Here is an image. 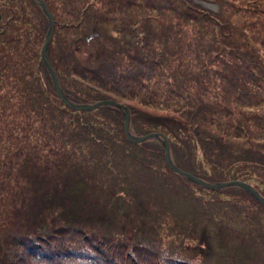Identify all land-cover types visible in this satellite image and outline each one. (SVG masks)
Listing matches in <instances>:
<instances>
[{"label":"rangeland","instance_id":"1","mask_svg":"<svg viewBox=\"0 0 264 264\" xmlns=\"http://www.w3.org/2000/svg\"><path fill=\"white\" fill-rule=\"evenodd\" d=\"M41 1L54 20L46 55L71 102L128 107L137 137L186 127L179 168L264 197V0ZM47 31L36 1L0 0V264H21L16 244L42 220L38 264H264V207L172 174L158 141L129 143L118 110L65 107L41 58ZM137 33L162 43L159 60L125 52ZM192 96L207 100L185 110ZM71 208L81 218H59Z\"/></svg>","mask_w":264,"mask_h":264},{"label":"trees","instance_id":"2","mask_svg":"<svg viewBox=\"0 0 264 264\" xmlns=\"http://www.w3.org/2000/svg\"><path fill=\"white\" fill-rule=\"evenodd\" d=\"M185 2H187V3H189V4H195L193 1H191V0H184ZM196 1V0H195ZM199 7V6H198ZM200 8V7H199ZM202 9V8H201ZM204 10V9H203ZM139 36V37H138ZM141 36V37H140ZM144 37L146 38V40L144 39ZM122 38L123 39H121L120 40V42H122V41H124L125 39H126V36H125V34H124V32H123V35H122ZM132 38H133V40L136 42V45H134L133 47L134 48H131V46H128V45H126V46H123V47H126V49H124L125 50V52L127 51L128 52V54L129 55H137V56H141V55H143L144 56V58L148 61H150V60H154V57L155 58H158V60H159V57L161 58V56L159 55V53H158V49L160 48L159 46H157V44H159V45H162V43H160V42H158V41H150V40H152V38L153 37H151L149 34H148V36H146L144 33H142V34H134L133 36H132ZM141 38V39H140ZM150 41V42H149ZM124 43H126V42H124ZM157 47H158V49H157ZM97 49V48H96ZM94 50V51H96V52H92V50L91 51H89L88 50V48H87V52L89 53V54H93V53H95L96 55H97V50ZM73 51H76V53H78L79 52V49H73ZM96 55H94L95 57H96ZM102 56V55H101ZM95 57H94V59H95ZM116 59V58H115ZM164 59V57H162V59H160V61H162ZM116 61H118V60H116ZM133 64H135V62L133 61ZM53 68H54V65H53ZM55 70V72H56V69H54ZM139 82H142V78H140V80H139ZM144 88V85L142 84V83H140L139 84V88H138V92H140L142 89ZM65 94H66V92H65ZM67 95V94H66ZM67 97L71 100V98L67 95ZM246 96H245V94H243V93H241V96H240V98L239 99H242V100H248L247 98H245ZM184 99V98H183ZM186 102H187V107L188 108H186L185 110H190V109H195V107H196V105H198L199 103H201V104H199L198 106H202L203 104H204V102H206V100L207 99H205V98H203V97H201V96H192V97H187L186 99H184ZM241 100V101H242ZM72 101V100H71ZM235 101H237V98L235 99ZM238 102V101H237ZM239 103V102H238ZM154 104H157V103H154ZM240 104V103H239ZM158 105V104H157ZM242 105H246V108L247 107H249L248 105H247V103H245V102H242ZM104 108V107H103ZM185 110H183L184 112H186ZM201 113H200V115L199 116H201V114L202 113H206V111H208V109H207V107H206V105H204L202 108H201ZM198 111V110H197ZM180 112V111H179ZM181 116L182 117H184L185 119L188 117V116H186V114L184 115V113H181ZM193 119H191V121H192ZM203 120V122L204 121H208L207 120V118H204V119H202ZM189 123H193V122H189ZM212 124L213 125H215V122H212ZM216 125H218L217 123H216ZM172 126V127H171ZM174 125H171L170 123L167 125V130L168 131H165L166 133L164 134V133H162V132H153V131H151V132H149V133H162V134H164L167 138H168V140H169V144H170V152L172 153V147L174 148V150H175V147H177V146H179V142H180V137H182V136H184V137H188L189 139H190V137L188 136V133H190L191 132V130H189L188 131V129L186 128V127H183V128H175V127H173ZM219 126V125H218ZM238 130H234L232 133V135H231V137L230 138H235V139H240V135L238 134V132H237ZM187 133V134H186ZM197 135V134H196ZM198 142H200V143H202L201 141H199L198 140ZM198 142L197 143H195L196 144V146L198 145ZM130 143V142H129ZM143 144V143H142ZM134 145V144H133ZM139 145H141V144H138L137 146H139ZM174 156H175V154H176V152L175 151H173V153H172ZM171 158H172V161L174 162V160H173V157H172V155H171ZM163 160H164V157H163ZM33 159L31 160V166L33 165ZM165 162V161H164ZM201 164L202 163H207V165L209 164L208 163V161L205 159V157H204V155H203V160H201V161H199ZM174 164H175V162H174ZM166 165V164H165ZM176 165V164H175ZM31 166H27V170H28V172H29V169L31 168ZM177 166V165H176ZM167 167V166H166ZM177 167H179V166H177ZM181 169V168H180ZM27 170L26 169H24V171H25V176L27 177V179L29 180V178L31 177V175H30V172L29 173H27ZM169 170V169H168ZM183 170V169H182ZM185 171V170H184ZM187 171V170H186ZM171 172V171H170ZM190 173V172H189ZM192 173V172H191ZM172 174H174V173H172ZM174 175H176V174H174ZM194 176H196V177H198V178H200L199 176H197L196 174H193ZM177 177H179V178H181L180 176H178V175H176ZM85 179V178H84ZM181 179H183V178H181ZM201 180H203L202 178H200ZM23 181H25V179H22ZM183 180H185V179H183ZM186 181V180H185ZM205 181V180H204ZM188 182V181H187ZM208 182V181H207ZM18 183V182H17ZM190 183V182H189ZM19 184V183H18ZM30 182H29V186H30ZM190 184H192V183H190ZM20 186H21V183L19 184ZM26 189H28V188H26ZM22 191H24L25 192V189H23ZM19 198H22L23 200H28L31 196H29V195H25V194H18L17 195ZM27 196V197H26ZM57 200H59V202H63V201H65L66 199H59L58 197L56 198ZM36 200V199H35ZM35 200H33L30 204H32V203H34L35 202ZM28 202H29V200H28ZM31 212H32V215H33V213L36 215L37 214V211L36 210H31ZM62 217V218H61ZM61 217H59L60 219H62V220H68V222H72V221H74L76 218H81V214H80V212H79V209H75V208H71V211H68V212H65L64 213V216H61ZM38 221H41V219L40 220H38ZM41 223H42V226L40 227V230L38 231L39 232V234H37V235H33V236H35V238H33V237H28V242H27V244H25V241H21L20 243H18V244H16V255H17V258L20 260L19 262H21V264H26V262L25 261H27V263L29 264V262L28 261H31L32 263L31 264H38L35 260H34V258H35V255L38 257V249L39 248H41L40 247V245L38 244V242H36V243H32V240H35V241H37V236H38V238H39V241H41L42 240V238L40 237V236H46V235H48V232H49V230L51 229V227L49 226V224H48V222H46V221H41ZM21 250V251H20ZM113 258V257H112ZM42 261H45V260H49V258H47V257H43V258H40ZM25 260V261H24ZM40 262V264H42L41 263V261H39ZM169 262H170V264H188V262L187 261H175V260H173V259H169ZM164 263H166V262H164Z\"/></svg>","mask_w":264,"mask_h":264},{"label":"water","instance_id":"3","mask_svg":"<svg viewBox=\"0 0 264 264\" xmlns=\"http://www.w3.org/2000/svg\"><path fill=\"white\" fill-rule=\"evenodd\" d=\"M36 1L39 8L42 10L43 14L48 20V31L45 37V42L41 50V58L42 62L45 66L46 71L48 72V75L52 81V87L55 90L58 98L60 99L61 103L67 107L68 109L76 112H91L98 110L99 108L103 107H111L116 110H118L123 119V132L125 138L132 144L138 145L142 144L148 141H158L163 149V157L165 164L169 171L172 173L180 176L181 178L185 179L186 181L200 186L203 189L206 190H219L224 188H230V187H237L242 189L246 194H248L250 197H252L255 201H257L260 205L264 207V197H262L256 190L253 189V187L247 183L233 180V181H227V182H221V183H209L206 181L201 180L200 178L194 176L193 174L184 171L177 167L171 158V152H170V144L168 138L162 134V133H148L144 136L137 137L133 135L131 130V120H130V112L128 107L114 101V100H103L96 102L94 104H75L71 102L62 92L60 84L58 83L57 75L55 70L53 69L47 55H46V49L48 47V44L50 42V39L52 37V33L54 30V20L49 12L48 8L46 7L45 3L41 0H33Z\"/></svg>","mask_w":264,"mask_h":264}]
</instances>
